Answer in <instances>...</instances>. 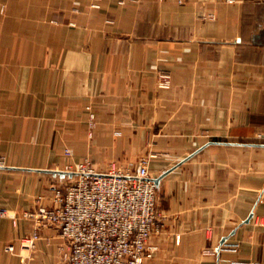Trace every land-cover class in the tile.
Masks as SVG:
<instances>
[{
    "label": "crops",
    "instance_id": "crops-1",
    "mask_svg": "<svg viewBox=\"0 0 264 264\" xmlns=\"http://www.w3.org/2000/svg\"><path fill=\"white\" fill-rule=\"evenodd\" d=\"M92 2L0 0V264H60L54 228L19 248L20 214L84 159L141 158L163 176L145 264H264V0Z\"/></svg>",
    "mask_w": 264,
    "mask_h": 264
},
{
    "label": "built area",
    "instance_id": "built-area-1",
    "mask_svg": "<svg viewBox=\"0 0 264 264\" xmlns=\"http://www.w3.org/2000/svg\"><path fill=\"white\" fill-rule=\"evenodd\" d=\"M90 6L98 8V0ZM157 85L169 88V74H159ZM89 119L92 126V112ZM41 199L20 214L32 223L31 233L21 239V249L34 253L40 231L54 228L63 241L60 264H145L155 250L149 240L159 231L157 184L149 176L147 158L139 159L134 172L111 165L97 172L84 159L69 181L52 188L47 204ZM0 218L13 224L19 215L0 208ZM4 251L14 254L16 248L7 244ZM21 264L28 263L22 259Z\"/></svg>",
    "mask_w": 264,
    "mask_h": 264
},
{
    "label": "rangeland",
    "instance_id": "rangeland-1",
    "mask_svg": "<svg viewBox=\"0 0 264 264\" xmlns=\"http://www.w3.org/2000/svg\"><path fill=\"white\" fill-rule=\"evenodd\" d=\"M110 165H111V166H114V167L117 168V169H120V168L117 166V164H116L115 161H111V162L107 165L106 168L110 167ZM120 170H121V169H120ZM121 171H122V170H121ZM132 171L134 172V169H133ZM132 171H131V172H132ZM122 172H127V171H122Z\"/></svg>",
    "mask_w": 264,
    "mask_h": 264
},
{
    "label": "water",
    "instance_id": "water-1",
    "mask_svg": "<svg viewBox=\"0 0 264 264\" xmlns=\"http://www.w3.org/2000/svg\"><path fill=\"white\" fill-rule=\"evenodd\" d=\"M164 175H165V174H164ZM161 177H163V176H161ZM161 177H160V178H161ZM160 178H159V179H160ZM159 179H158V178H157V179H154V182L157 184L158 181H159Z\"/></svg>",
    "mask_w": 264,
    "mask_h": 264
}]
</instances>
